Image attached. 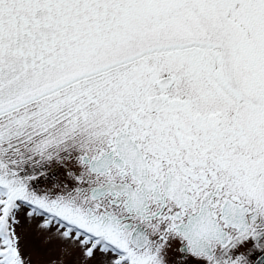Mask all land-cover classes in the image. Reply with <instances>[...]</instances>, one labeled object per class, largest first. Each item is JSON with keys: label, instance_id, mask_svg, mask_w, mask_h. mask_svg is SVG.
<instances>
[{"label": "snow or ice", "instance_id": "1", "mask_svg": "<svg viewBox=\"0 0 264 264\" xmlns=\"http://www.w3.org/2000/svg\"><path fill=\"white\" fill-rule=\"evenodd\" d=\"M0 264H264V0H0Z\"/></svg>", "mask_w": 264, "mask_h": 264}]
</instances>
